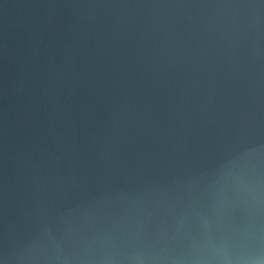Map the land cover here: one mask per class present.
<instances>
[{
    "label": "water",
    "instance_id": "water-1",
    "mask_svg": "<svg viewBox=\"0 0 264 264\" xmlns=\"http://www.w3.org/2000/svg\"><path fill=\"white\" fill-rule=\"evenodd\" d=\"M0 264H264V0H0Z\"/></svg>",
    "mask_w": 264,
    "mask_h": 264
}]
</instances>
